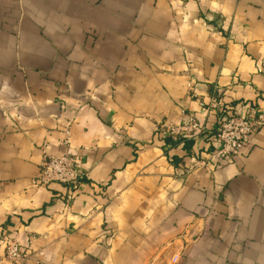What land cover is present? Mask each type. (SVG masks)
<instances>
[{
    "label": "crops",
    "instance_id": "crops-1",
    "mask_svg": "<svg viewBox=\"0 0 264 264\" xmlns=\"http://www.w3.org/2000/svg\"><path fill=\"white\" fill-rule=\"evenodd\" d=\"M213 96L264 114V0H0V264H264V124L223 157Z\"/></svg>",
    "mask_w": 264,
    "mask_h": 264
},
{
    "label": "built area",
    "instance_id": "built-area-1",
    "mask_svg": "<svg viewBox=\"0 0 264 264\" xmlns=\"http://www.w3.org/2000/svg\"><path fill=\"white\" fill-rule=\"evenodd\" d=\"M200 106L208 111H214L217 116L215 137L219 142L218 153L227 159H232L243 148L251 135L264 124V114L256 112L252 116H244L231 112L224 107L223 102L216 96L208 101L200 100ZM159 130L166 136L191 139L203 131L204 126L193 114H188L181 123L163 120L158 124ZM190 168L207 165L204 159L191 157ZM84 178V171L78 157L69 153L52 155L45 153L40 163L39 173L35 184L49 185L53 182L65 185H78ZM5 256L11 264H25L30 258V252L24 251L14 239H8Z\"/></svg>",
    "mask_w": 264,
    "mask_h": 264
}]
</instances>
